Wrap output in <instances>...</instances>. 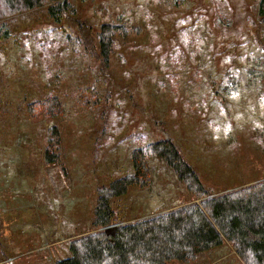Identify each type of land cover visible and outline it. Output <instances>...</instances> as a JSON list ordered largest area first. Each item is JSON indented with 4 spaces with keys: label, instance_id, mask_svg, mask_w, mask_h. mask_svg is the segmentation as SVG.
I'll return each instance as SVG.
<instances>
[{
    "label": "rangeland",
    "instance_id": "374dc122",
    "mask_svg": "<svg viewBox=\"0 0 264 264\" xmlns=\"http://www.w3.org/2000/svg\"><path fill=\"white\" fill-rule=\"evenodd\" d=\"M68 3L59 22L48 6L0 20V264L68 257L96 231L97 190L133 174L148 144L171 141L211 195L264 179L259 0ZM103 24L122 26L108 60ZM148 166L149 185L113 200L118 221L197 202L164 160ZM186 264L244 263L223 243Z\"/></svg>",
    "mask_w": 264,
    "mask_h": 264
},
{
    "label": "trees",
    "instance_id": "16d2710c",
    "mask_svg": "<svg viewBox=\"0 0 264 264\" xmlns=\"http://www.w3.org/2000/svg\"><path fill=\"white\" fill-rule=\"evenodd\" d=\"M44 6H48V12L57 22L69 9L68 0H0V20ZM256 15L264 27V0H259ZM121 31L119 25L101 26L99 47L106 60L114 35ZM46 105L51 117L52 110L59 112L57 98L52 97ZM51 132L45 156L53 163L57 158L58 129L55 127ZM152 157L164 160L197 202L134 221H118L113 200L124 196L133 185H149L148 160ZM132 164L133 174L97 190L92 222L96 231L70 241L69 256L55 264H168L170 261L186 264L223 243L230 244L244 264H264V179L211 195L169 140L135 150ZM110 226L114 227L106 229Z\"/></svg>",
    "mask_w": 264,
    "mask_h": 264
},
{
    "label": "water",
    "instance_id": "95a60500",
    "mask_svg": "<svg viewBox=\"0 0 264 264\" xmlns=\"http://www.w3.org/2000/svg\"><path fill=\"white\" fill-rule=\"evenodd\" d=\"M114 226L107 227L106 229H112Z\"/></svg>",
    "mask_w": 264,
    "mask_h": 264
},
{
    "label": "crops",
    "instance_id": "0c3cea01",
    "mask_svg": "<svg viewBox=\"0 0 264 264\" xmlns=\"http://www.w3.org/2000/svg\"><path fill=\"white\" fill-rule=\"evenodd\" d=\"M161 212H163V211H161Z\"/></svg>",
    "mask_w": 264,
    "mask_h": 264
}]
</instances>
